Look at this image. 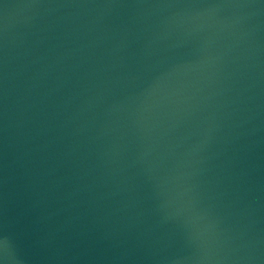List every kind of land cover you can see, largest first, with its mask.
Returning <instances> with one entry per match:
<instances>
[{"label": "water", "instance_id": "1", "mask_svg": "<svg viewBox=\"0 0 264 264\" xmlns=\"http://www.w3.org/2000/svg\"><path fill=\"white\" fill-rule=\"evenodd\" d=\"M264 230V0H0V260L250 264Z\"/></svg>", "mask_w": 264, "mask_h": 264}, {"label": "clouds", "instance_id": "2", "mask_svg": "<svg viewBox=\"0 0 264 264\" xmlns=\"http://www.w3.org/2000/svg\"><path fill=\"white\" fill-rule=\"evenodd\" d=\"M0 264H4V261L3 260H0Z\"/></svg>", "mask_w": 264, "mask_h": 264}]
</instances>
